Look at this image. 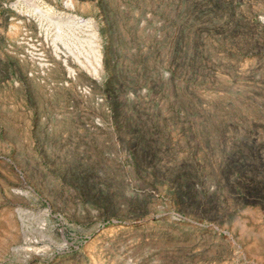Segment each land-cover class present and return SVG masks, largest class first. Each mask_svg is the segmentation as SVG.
<instances>
[{"label":"rangeland","instance_id":"374dc122","mask_svg":"<svg viewBox=\"0 0 264 264\" xmlns=\"http://www.w3.org/2000/svg\"><path fill=\"white\" fill-rule=\"evenodd\" d=\"M0 264H264V0H0Z\"/></svg>","mask_w":264,"mask_h":264}]
</instances>
